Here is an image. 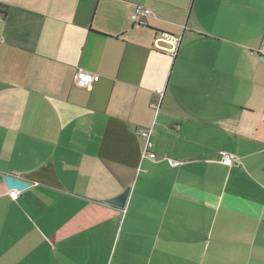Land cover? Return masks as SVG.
Wrapping results in <instances>:
<instances>
[{
  "label": "crops",
  "instance_id": "0c3cea01",
  "mask_svg": "<svg viewBox=\"0 0 264 264\" xmlns=\"http://www.w3.org/2000/svg\"><path fill=\"white\" fill-rule=\"evenodd\" d=\"M0 6V264H264V0Z\"/></svg>",
  "mask_w": 264,
  "mask_h": 264
},
{
  "label": "built area",
  "instance_id": "2783aa9c",
  "mask_svg": "<svg viewBox=\"0 0 264 264\" xmlns=\"http://www.w3.org/2000/svg\"><path fill=\"white\" fill-rule=\"evenodd\" d=\"M152 10L145 8L143 6H136L133 14L131 15V20L135 23L145 24L146 19L151 16ZM261 58H264V46H262L258 52ZM100 76L92 74L90 72L84 71L83 69H78L73 76V85L81 89H89L93 84L100 81ZM154 109L158 106L154 105ZM136 136L143 142V158H149L151 160H157L158 155L154 152V143L151 140V129L140 128L135 132ZM220 161L226 166H233L236 163V157L234 155L228 154L227 152H220ZM12 198L17 199L19 197L18 191L12 190L10 192Z\"/></svg>",
  "mask_w": 264,
  "mask_h": 264
},
{
  "label": "water",
  "instance_id": "95a60500",
  "mask_svg": "<svg viewBox=\"0 0 264 264\" xmlns=\"http://www.w3.org/2000/svg\"><path fill=\"white\" fill-rule=\"evenodd\" d=\"M263 61H264V58H263ZM4 181L8 189L11 191L15 190L18 192H22L31 186V183L28 180L15 177L10 174H6L4 176ZM129 194H130V188H127L121 195L108 200L107 203L111 206L124 209L126 207Z\"/></svg>",
  "mask_w": 264,
  "mask_h": 264
},
{
  "label": "trees",
  "instance_id": "16d2710c",
  "mask_svg": "<svg viewBox=\"0 0 264 264\" xmlns=\"http://www.w3.org/2000/svg\"><path fill=\"white\" fill-rule=\"evenodd\" d=\"M0 12L3 14V15H5V16H7V14H8V8H2V6H0Z\"/></svg>",
  "mask_w": 264,
  "mask_h": 264
}]
</instances>
